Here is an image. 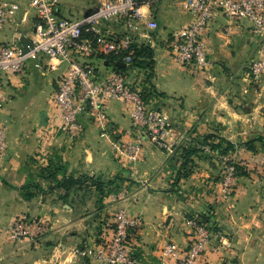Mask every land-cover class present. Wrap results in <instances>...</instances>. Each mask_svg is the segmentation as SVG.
<instances>
[{
  "label": "crops",
  "instance_id": "crops-1",
  "mask_svg": "<svg viewBox=\"0 0 264 264\" xmlns=\"http://www.w3.org/2000/svg\"><path fill=\"white\" fill-rule=\"evenodd\" d=\"M95 1L63 0L61 14H86ZM143 9L158 23L151 31L156 41L150 45L152 68L146 75L150 85L146 100L170 115L164 145L147 135L135 156L128 157L125 144L133 138L130 107L120 99L108 102V119L103 125L84 112L78 115L82 128L69 135L60 126L51 98L63 66L55 65L53 58L43 59L40 67L26 59L20 71L3 78L6 98L0 106V124L5 129L6 148L0 154V224L26 215L46 227L34 239L0 237V264H101L75 254L74 248L111 231L118 206L138 218L129 241L136 264L156 263L164 242L186 243L185 216L207 211L208 202H212L207 212L213 231L230 239L231 246L206 251L200 261L264 264V229H258L264 220L250 219L254 228L244 230L245 220L234 207L238 193L221 201L219 189L217 196L215 185L202 176L210 173L202 165L175 179L182 147L193 144L194 125L200 128L213 118L225 122L228 113L239 115L237 107L249 101L253 108L263 104L258 96L264 89V73L254 80L248 69L261 36L251 31L245 19L231 23L217 14L203 31L209 64L187 67L174 60L166 41L171 31L192 19L183 0H156ZM19 29L24 31L22 26ZM10 36L11 28L0 29V41ZM45 62L53 63L52 67ZM259 132L264 135V129Z\"/></svg>",
  "mask_w": 264,
  "mask_h": 264
},
{
  "label": "built area",
  "instance_id": "built-area-1",
  "mask_svg": "<svg viewBox=\"0 0 264 264\" xmlns=\"http://www.w3.org/2000/svg\"><path fill=\"white\" fill-rule=\"evenodd\" d=\"M156 0H96L86 14L63 15V0H0V29L11 28L10 39L0 41V106L6 98L2 82L7 73L20 71L26 59L40 67L43 59H55L63 64L52 92V101L60 119V126L69 135L82 128L79 114L90 113L93 120L103 125L108 119V102L120 99L130 107V126L133 138L126 142L128 157L133 158L145 136L164 145L169 134L170 115L160 107H151L146 100L150 89L147 67L134 64L136 45H153L152 32L158 27L155 19L143 9ZM192 19L170 32L167 47L178 63L187 67L209 64L208 44L203 31L217 14L229 22L245 19L252 32L261 36L257 55L248 63L252 79L264 73V0H183ZM22 23V24H21ZM110 24L123 27L114 30ZM24 27L21 31L19 27ZM23 33L31 47L22 52L19 34ZM124 62V66L117 65ZM49 67L53 63L45 62ZM131 69L132 74L128 73ZM6 148L4 126L0 124V154ZM223 170L219 196L231 197L235 173L229 156ZM120 193V192H118ZM115 194V193H114ZM138 218L126 208L118 206L114 212L111 231H104L93 243H82L75 254L91 258L101 264H136L129 241ZM189 237L184 245L168 240L160 251V259L151 264H205L200 256L209 250L231 246L230 239L212 224L198 217L196 212L185 216ZM45 224L33 216L16 215L0 224V237L9 241L37 238Z\"/></svg>",
  "mask_w": 264,
  "mask_h": 264
},
{
  "label": "rangeland",
  "instance_id": "rangeland-1",
  "mask_svg": "<svg viewBox=\"0 0 264 264\" xmlns=\"http://www.w3.org/2000/svg\"><path fill=\"white\" fill-rule=\"evenodd\" d=\"M132 72L131 69L128 70L129 74ZM263 91L258 96L262 102L264 101ZM251 103L253 102L249 101L244 104L245 107L238 106L236 112L239 115L237 116L233 114L235 111L228 113L230 117L225 122L213 118L207 120L200 128L196 127L197 124L194 125L191 136L196 152L192 161L183 170L187 173L184 176H187L196 166H205L210 173L202 176L215 185L217 195V189L222 181V172L227 165L224 156H229L235 167L231 196L238 193L234 207L236 206L235 212L238 213V217L245 220L244 230L254 228L252 226L254 222L249 223L250 219L264 220V145L259 140L249 141L264 129V102L258 108H253ZM227 140H230L232 144L229 145ZM194 177L196 180V176ZM220 200L222 201V198ZM211 204L212 202L206 203L207 211L211 208ZM196 213L202 214L201 218L205 217L204 212L196 211ZM258 229H264L263 222L259 223Z\"/></svg>",
  "mask_w": 264,
  "mask_h": 264
},
{
  "label": "trees",
  "instance_id": "trees-1",
  "mask_svg": "<svg viewBox=\"0 0 264 264\" xmlns=\"http://www.w3.org/2000/svg\"><path fill=\"white\" fill-rule=\"evenodd\" d=\"M135 57H134V64H138L144 67H147L149 69L148 73H147V77L148 75H150L151 72V68H152V47L150 46V44L148 43H144V42H140L139 44L136 45V52H135ZM150 90V89H149ZM149 92V91H147ZM147 95V93H146ZM251 140H259V142L264 145V135L262 134H258L255 137H253V139ZM227 143L229 145L232 144V142L230 140H227ZM196 149L193 147V145H189L187 147L183 146L182 147V151L180 153L181 155V166L178 169L176 175H175V179H178L180 176H184L187 173L184 172V168L185 166L190 163L193 159L192 154H195ZM202 215V214H201ZM201 215H198V217H201ZM204 216L203 220H206L207 222L212 224V219H211V215L205 211L204 212Z\"/></svg>",
  "mask_w": 264,
  "mask_h": 264
},
{
  "label": "water",
  "instance_id": "water-1",
  "mask_svg": "<svg viewBox=\"0 0 264 264\" xmlns=\"http://www.w3.org/2000/svg\"><path fill=\"white\" fill-rule=\"evenodd\" d=\"M18 38L20 43L22 44V52L26 51L29 47H31L30 40L23 33H20ZM116 64L124 66V62L122 61H117Z\"/></svg>",
  "mask_w": 264,
  "mask_h": 264
}]
</instances>
